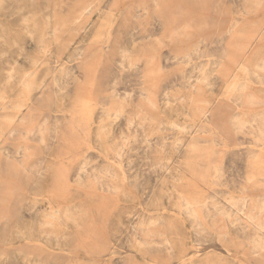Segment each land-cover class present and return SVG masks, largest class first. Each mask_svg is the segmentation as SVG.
I'll return each instance as SVG.
<instances>
[{
  "label": "rangeland",
  "instance_id": "1",
  "mask_svg": "<svg viewBox=\"0 0 264 264\" xmlns=\"http://www.w3.org/2000/svg\"><path fill=\"white\" fill-rule=\"evenodd\" d=\"M262 163L264 0H0V264H264Z\"/></svg>",
  "mask_w": 264,
  "mask_h": 264
},
{
  "label": "bare ground",
  "instance_id": "2",
  "mask_svg": "<svg viewBox=\"0 0 264 264\" xmlns=\"http://www.w3.org/2000/svg\"><path fill=\"white\" fill-rule=\"evenodd\" d=\"M216 121V120H215ZM100 153V152H99ZM263 164V163H262ZM264 165V164H263ZM260 166V165H259ZM264 167V166H263ZM260 168H261V166H260ZM263 169V168H262ZM163 212V211H162ZM164 212H165V210H164ZM87 248V247H86ZM195 249H196V247H194ZM91 250V249H90ZM92 251V250H91ZM198 254V253H197ZM193 256V255H192ZM192 256H189V258H191ZM189 260V259H188ZM187 261V259H184L183 261H181L182 263L183 262H186ZM180 262V263H181Z\"/></svg>",
  "mask_w": 264,
  "mask_h": 264
}]
</instances>
